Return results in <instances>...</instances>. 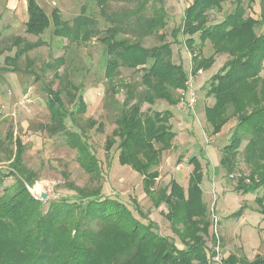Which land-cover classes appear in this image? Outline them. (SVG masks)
Masks as SVG:
<instances>
[{"label":"trees","instance_id":"obj_1","mask_svg":"<svg viewBox=\"0 0 264 264\" xmlns=\"http://www.w3.org/2000/svg\"><path fill=\"white\" fill-rule=\"evenodd\" d=\"M149 1L137 0L138 7L131 14L123 15V21L102 33L98 20L88 14L87 5L81 6L72 20H66L57 8L48 16L37 0H27L25 32L38 39L31 43L21 36L14 37L12 45L19 50L12 60L17 61L46 45L40 37L51 27L54 37L67 40L65 51H70L69 54L43 66L44 72L53 71L54 81L46 83L43 89L49 122L38 128L50 137L62 139L76 152V160L90 177V184L79 187L63 172L64 188L74 192L72 197L46 203L36 198L30 189L40 176L25 165L27 147L16 136L15 128H11L6 138H0V167L4 158L10 162L6 171L0 168V189L4 187L0 196V264H264V255L256 256L253 261L233 254L228 258L222 256L218 231L215 229L214 234L211 230L214 213L211 214L205 202L204 175L195 156L189 160L194 169L188 187L185 189L172 180L165 191H159L160 202H153L155 207H167L165 218L183 248H179L172 237L159 234L158 226L152 221L143 223L125 204L106 198L102 193V168L87 142L86 131L97 125V130L101 131L103 124L88 120L87 128L83 121L87 113L85 85L84 80L76 77L74 72L78 71L70 65L76 54L72 51L73 47H85L94 38L102 44L106 56L105 105L116 125L105 149L110 153L117 144L115 140H119V163L143 176L145 191L151 193L160 176L157 167L162 154L173 148L176 133L170 125L171 111L144 113L142 103L153 106L160 100L169 106L176 105L178 92L187 87L189 73L183 64L173 61L172 44L159 34L166 24V14L154 10L152 17L146 15ZM226 1L229 0H192L184 11L182 25L173 31L172 37L175 42L181 35L188 37L193 75L209 70L215 64L216 55L229 57L211 78L207 97H213L215 103L206 109L205 119L214 136L230 120L236 119L228 144L219 150L220 169L223 179L237 178L233 192L245 196L264 188V78L261 76L264 5L259 19H254L246 16L242 2L237 0L234 10L222 22L209 25L210 12L221 10ZM134 17L136 23H132ZM133 27L137 29L135 33ZM131 32L139 34L135 35L137 39L124 37ZM153 35L159 36L160 45L146 48L142 43L144 38ZM196 35L200 40L198 47ZM206 42L214 49V55L209 58L202 56ZM8 61L10 58H6L5 63ZM63 67L65 71L61 73ZM122 68L141 72L143 89L140 93L134 86L118 85ZM11 71L16 72L17 68ZM56 83L57 89H54ZM122 87H126L127 97L120 105L115 96ZM230 107L233 113L227 115ZM244 142L246 145L241 152ZM240 155L249 173L238 177ZM10 177L15 182L5 186ZM256 202L257 212L264 217V197L257 198ZM135 206L139 216L145 217L140 206L137 203ZM243 212L242 207L230 217L240 218ZM209 238L213 242L212 249L207 246ZM218 255L221 262L214 261Z\"/></svg>","mask_w":264,"mask_h":264},{"label":"rangeland","instance_id":"obj_2","mask_svg":"<svg viewBox=\"0 0 264 264\" xmlns=\"http://www.w3.org/2000/svg\"><path fill=\"white\" fill-rule=\"evenodd\" d=\"M7 1L0 0V138H6L9 130L14 127L16 136L20 137L27 147L24 156L25 165L36 171L40 176V180L30 189L36 198L40 200V195L46 193L48 197L44 201L46 203L61 197H72L74 192L64 188L65 179L63 172L68 174L72 183L79 187L89 185L90 177L78 164L75 151L70 150L62 139L50 137L45 132H40L38 128L39 125H45L49 122L46 95L43 89L46 83L54 81L53 71L47 70L44 72L43 66L65 56V53L67 56L70 52L65 51L68 43L67 40L54 37L52 35L53 28L51 27L40 37L46 42V45L32 50L17 61L12 60L19 50V48L12 45L14 37L21 36L31 43H35L38 38L26 34L25 14H19L16 18H11L6 9ZM240 1L245 8L247 17L259 19L264 0ZM37 2L48 16L57 8L66 20H72L79 14L81 6L87 5L88 14L98 20V28L103 33L109 27L117 25L121 20L123 21V15L131 14L138 7L139 1L37 0ZM191 3L192 0H150L147 6L149 11L146 15L152 17L154 10L159 11L161 14H166V24L159 34L164 35L166 41L172 44L173 61L176 64H183L184 69L189 73V77L191 75L194 77L193 87L198 95L196 106L198 103L203 102L207 106L210 105L208 108H211L215 103V99L207 97L208 86L211 78L220 70L229 57L226 54L216 55L215 64L209 70H200L196 75L191 73L192 52L186 42L188 37L181 35L177 42L172 37L173 31L182 25L184 11ZM236 4L237 0H229L223 3L221 10L211 11L209 14V25H216L222 22L225 16L234 10ZM135 18L132 19V23H136ZM133 30H135V33L136 27H133ZM258 32L260 33V31ZM135 35L139 36V34ZM135 35L131 32L130 34H124V37L133 39L132 36ZM194 38L196 47H198L200 43L199 36L196 35ZM142 43L146 48H151L160 45L161 42L158 35H153L144 38ZM74 52L76 54L70 65L78 71L74 73L79 81L84 80L85 85L84 99L87 103V113L83 121L93 120L97 124H103L101 131L97 130L98 125L92 129H87L86 137L92 151L100 161L103 175L102 193L106 198L118 200L125 204L133 211L135 217L143 223L148 224L149 221H152L158 226L159 234L172 237L178 247L183 248L184 246L178 235L173 232L170 223L165 218L167 207L165 205L155 207L153 202H160L159 191H165L172 180L177 181L185 189L188 187L189 176L194 169L193 165L189 164V160L195 156L199 160L203 175L205 174L203 181L205 202L211 214L214 213L216 216H211L212 219H215V226L213 225L211 230L215 234V229H217L220 243L222 242L221 227L227 224V221H229L228 224L241 221V219L237 218H228V215L236 213L242 207L244 210L248 208L258 210L259 206L256 199L264 197L263 187L259 188L255 194L242 196L233 192L237 178L218 179L214 177V168L215 166L219 168V165H216V157H214L213 163H207L205 159L207 147L211 149L210 146L217 145L220 150L228 144L229 140L227 139V141L223 142L221 138H216L217 135L211 134L212 129L206 122L204 109L198 111L196 106L190 110L180 109L181 99L187 87L178 92V103L176 105L169 106L160 100L153 106L142 103L141 109L144 113L171 111L170 125L176 133L173 148L162 154V159L157 167L160 176L156 179L152 191L150 190L151 193H147L145 191L144 177L130 166H122L119 163V140H115L117 144L111 148L110 153H107L105 149L107 138L111 136L116 125L115 118L105 105L107 91V82L104 77L106 56L104 55L102 44L98 38H94L85 47H79L78 49L73 47L72 54ZM212 55H214L212 44L206 42L202 56L209 58ZM6 58H10L11 61L5 63ZM79 58L82 59V62L79 61ZM14 68H17L16 72L11 71ZM64 71V67L61 68L60 72L63 73ZM120 72L121 74L117 78L118 85H123V87L134 86L137 88V93H140L143 89L140 86L141 72L126 68H122ZM261 76L264 78V67ZM186 86H188L187 83ZM123 87L118 89V93L115 96L116 101L120 105L124 103L127 97L126 87ZM28 89H32L28 92L30 97L28 101L20 105V97ZM54 89H57V83ZM232 113L233 111L230 107L227 115ZM10 116H13V118ZM235 122L236 119L230 120L228 124L222 127V130L227 125ZM85 125L87 128L89 127L87 122ZM225 129L227 131L228 127ZM244 145H246V142L241 147V152L244 149ZM9 165L10 162L4 158L0 168L6 171ZM179 166L181 167L180 171L177 170ZM248 173L249 168L244 164L242 155H240L238 159V177ZM14 182L13 178L10 177L6 179L5 186L12 185ZM3 191L4 187L0 189V196ZM136 203L140 206L145 217L139 216L135 206ZM216 220L218 221L217 224ZM239 231H241L240 227L238 228ZM212 245V240L210 238L207 239L209 249H212Z\"/></svg>","mask_w":264,"mask_h":264},{"label":"crops","instance_id":"obj_3","mask_svg":"<svg viewBox=\"0 0 264 264\" xmlns=\"http://www.w3.org/2000/svg\"><path fill=\"white\" fill-rule=\"evenodd\" d=\"M8 13L11 18H16L19 14L24 15L27 21V0H8L7 1ZM54 4V2H53ZM25 21V23H26ZM32 89H28L25 93H22L20 99V105L28 101L29 91ZM26 99V100H25ZM19 105V104H18ZM210 107L207 104L198 103L196 109L201 111L204 109V115L206 109ZM236 122L234 124H229L226 131V127L222 130L220 134H217L216 138H221L223 142L229 140L231 131L233 130ZM219 139V140H221ZM245 146V145H244ZM211 149L207 147V155L205 159L207 163H213L214 157H216V165H219V168L215 166L213 174L215 178L223 179V172L220 169V151L218 146H210ZM205 179V174H204ZM204 190V187H203ZM205 191V190H204ZM231 215H228V218ZM241 221L237 223L223 225L221 227V238H222V252L225 258H228L230 255H236L238 258L245 257L249 261H253L256 256L264 255V217L260 215L257 210L254 209H245L240 218ZM241 228V231L238 232V228Z\"/></svg>","mask_w":264,"mask_h":264},{"label":"built area","instance_id":"obj_4","mask_svg":"<svg viewBox=\"0 0 264 264\" xmlns=\"http://www.w3.org/2000/svg\"><path fill=\"white\" fill-rule=\"evenodd\" d=\"M193 82H194V77L192 75L189 77L188 82H187V90L185 93H183L181 103H180V109L181 110H190L193 109L197 102H198V95L197 92L195 91L193 87ZM178 171L181 170V167L179 166ZM217 252L219 253V248H217ZM215 262H221V257L220 255L216 256L214 258Z\"/></svg>","mask_w":264,"mask_h":264},{"label":"water","instance_id":"obj_5","mask_svg":"<svg viewBox=\"0 0 264 264\" xmlns=\"http://www.w3.org/2000/svg\"><path fill=\"white\" fill-rule=\"evenodd\" d=\"M47 194L46 193H42L41 195H40V200L41 201H46L47 200Z\"/></svg>","mask_w":264,"mask_h":264},{"label":"bare ground","instance_id":"obj_6","mask_svg":"<svg viewBox=\"0 0 264 264\" xmlns=\"http://www.w3.org/2000/svg\"><path fill=\"white\" fill-rule=\"evenodd\" d=\"M38 190H39V188H38Z\"/></svg>","mask_w":264,"mask_h":264}]
</instances>
